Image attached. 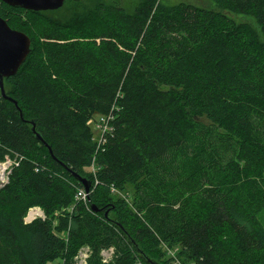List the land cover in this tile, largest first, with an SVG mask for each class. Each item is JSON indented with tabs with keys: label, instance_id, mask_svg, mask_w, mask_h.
I'll return each instance as SVG.
<instances>
[{
	"label": "trees",
	"instance_id": "16d2710c",
	"mask_svg": "<svg viewBox=\"0 0 264 264\" xmlns=\"http://www.w3.org/2000/svg\"><path fill=\"white\" fill-rule=\"evenodd\" d=\"M89 1L62 22L0 0L31 39L0 92V162L14 160L0 264H76L83 248L87 264H173L166 247L183 264H264V0ZM33 207L44 217L26 222Z\"/></svg>",
	"mask_w": 264,
	"mask_h": 264
},
{
	"label": "water",
	"instance_id": "95a60500",
	"mask_svg": "<svg viewBox=\"0 0 264 264\" xmlns=\"http://www.w3.org/2000/svg\"><path fill=\"white\" fill-rule=\"evenodd\" d=\"M2 2L12 6L20 7L25 10L31 11H48L57 10L61 8L65 0H1ZM31 50L30 37L19 30L11 28L8 23L0 16V92L6 97L4 80L11 76H14L19 70L20 66L26 60ZM34 124V122L32 123ZM35 131L34 126L32 127ZM38 140L43 141L41 135L36 133ZM74 176L80 180L86 191L90 189V180L81 177L78 174ZM97 211V208H93ZM78 214L76 211L75 216ZM131 243L136 245L134 240L131 239ZM144 261L149 264H157L155 261L148 258L143 254Z\"/></svg>",
	"mask_w": 264,
	"mask_h": 264
},
{
	"label": "rangeland",
	"instance_id": "374dc122",
	"mask_svg": "<svg viewBox=\"0 0 264 264\" xmlns=\"http://www.w3.org/2000/svg\"><path fill=\"white\" fill-rule=\"evenodd\" d=\"M105 1L111 2L113 4H121L122 6L127 7L129 10L132 8V6L135 3H137V0H105ZM159 1L162 5H164L166 7H171V6H174L178 3L185 2V3L192 4V5H195V6H198L201 8H205V9H216V10L219 9L217 7L216 3L212 0H159ZM83 2L84 3H78L75 1L68 0L64 4V6L62 8H60V10L53 12L50 15L54 19H56L58 21H62V22L72 20L77 12L84 13V11L86 9L84 8L83 4H87L90 1L84 0ZM224 13L229 18L234 20L236 23H245V24L249 25L250 27H252L255 31L260 32V27H259L258 23L256 22V19L252 15L234 13V12H230L227 10H225ZM97 118L98 117H95L94 119L90 120L89 124H90V127H91L92 132H93L92 139L96 143L97 146H100V139H101L102 133H101V131H99L98 127H96ZM7 161H11L13 163L14 160L7 157L5 161L0 162V165L6 163ZM93 166H91L90 169L93 170ZM33 208H36V207H33ZM37 208H39V207H37ZM29 211H28L25 219L27 218ZM260 219L264 224V211H262V213L260 214ZM84 249H87V248H84ZM111 250H108L103 254L106 259H109L112 256L113 249H111ZM83 253H85V250ZM56 263H57V261L52 263V264H56Z\"/></svg>",
	"mask_w": 264,
	"mask_h": 264
},
{
	"label": "built area",
	"instance_id": "2783aa9c",
	"mask_svg": "<svg viewBox=\"0 0 264 264\" xmlns=\"http://www.w3.org/2000/svg\"><path fill=\"white\" fill-rule=\"evenodd\" d=\"M112 119V116H103L100 117L97 122H96V127H98L99 131H101L102 136L100 139V144L104 142L105 137L104 134L106 132H110L112 130L110 126V120ZM14 163V162H13ZM13 163L11 161H7L6 163L0 165L2 166L3 172L0 175V187L4 186L8 180H9V175L11 173V168ZM114 190V189H113ZM76 199L77 200H83L86 201L87 199V192L84 189H79L76 194ZM33 213V216L30 217V214ZM38 217H44V213L40 208H31L29 211V214L27 218L25 219L26 222H31L32 220L38 218ZM168 255L173 259V264H183L177 257V248L176 249H170L169 247H166ZM85 250V253H83ZM111 250V249H109ZM108 250H103L102 255ZM112 251V250H111ZM88 249H82L79 254L75 257V263L76 264H87V258H88ZM104 257V255H103ZM105 260H108L104 257Z\"/></svg>",
	"mask_w": 264,
	"mask_h": 264
},
{
	"label": "bare ground",
	"instance_id": "6f19581e",
	"mask_svg": "<svg viewBox=\"0 0 264 264\" xmlns=\"http://www.w3.org/2000/svg\"><path fill=\"white\" fill-rule=\"evenodd\" d=\"M3 169H4V168L1 166V167H0V175H1L2 172H3ZM32 216H33V213L30 214V217H32Z\"/></svg>",
	"mask_w": 264,
	"mask_h": 264
}]
</instances>
